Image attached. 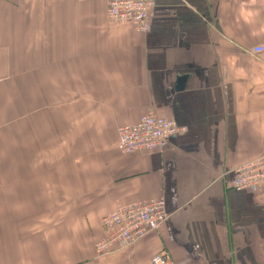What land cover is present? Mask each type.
I'll list each match as a JSON object with an SVG mask.
<instances>
[{
	"label": "crops",
	"instance_id": "crops-1",
	"mask_svg": "<svg viewBox=\"0 0 264 264\" xmlns=\"http://www.w3.org/2000/svg\"><path fill=\"white\" fill-rule=\"evenodd\" d=\"M108 4L0 0V264H264V185L230 186L264 157V0H156L147 32ZM149 111L186 132L123 153ZM160 197L159 231L97 253L105 215Z\"/></svg>",
	"mask_w": 264,
	"mask_h": 264
},
{
	"label": "built area",
	"instance_id": "built-area-1",
	"mask_svg": "<svg viewBox=\"0 0 264 264\" xmlns=\"http://www.w3.org/2000/svg\"><path fill=\"white\" fill-rule=\"evenodd\" d=\"M156 0H109L108 14L118 23H132L141 31L151 29V14ZM263 47L254 49L258 53ZM187 127L175 120L158 116L154 111L142 115L135 124L120 128L118 146L125 154L139 151H163L169 139L185 133ZM230 186L236 190L258 188L264 185V157L247 161L233 171ZM169 214L166 199L137 201L121 205L103 218L106 235L95 243L97 253L110 254L118 249L134 245L152 232L159 231ZM152 264H176L166 251L155 254Z\"/></svg>",
	"mask_w": 264,
	"mask_h": 264
},
{
	"label": "water",
	"instance_id": "water-1",
	"mask_svg": "<svg viewBox=\"0 0 264 264\" xmlns=\"http://www.w3.org/2000/svg\"><path fill=\"white\" fill-rule=\"evenodd\" d=\"M185 80H186V76L181 77V82H180L181 87H183Z\"/></svg>",
	"mask_w": 264,
	"mask_h": 264
}]
</instances>
